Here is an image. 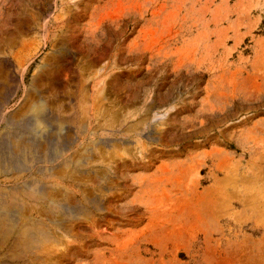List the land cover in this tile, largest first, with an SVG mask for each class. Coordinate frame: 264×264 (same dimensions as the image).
<instances>
[{
  "label": "rangeland",
  "instance_id": "obj_1",
  "mask_svg": "<svg viewBox=\"0 0 264 264\" xmlns=\"http://www.w3.org/2000/svg\"><path fill=\"white\" fill-rule=\"evenodd\" d=\"M1 143L60 154L68 264H264V0H0Z\"/></svg>",
  "mask_w": 264,
  "mask_h": 264
},
{
  "label": "bare ground",
  "instance_id": "obj_2",
  "mask_svg": "<svg viewBox=\"0 0 264 264\" xmlns=\"http://www.w3.org/2000/svg\"><path fill=\"white\" fill-rule=\"evenodd\" d=\"M50 158L45 164L36 152L18 153L1 143L0 190L7 192H0V245L10 248L0 264H68L76 254L69 242L70 222L82 212L69 203L65 176L59 184L53 181L60 154ZM36 173L45 181L23 176Z\"/></svg>",
  "mask_w": 264,
  "mask_h": 264
}]
</instances>
